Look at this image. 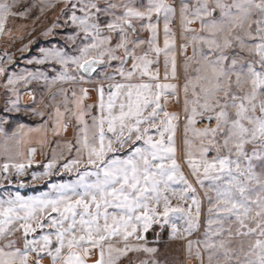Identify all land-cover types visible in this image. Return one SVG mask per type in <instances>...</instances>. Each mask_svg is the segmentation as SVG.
<instances>
[{
	"label": "snow or ice",
	"instance_id": "6c2138e0",
	"mask_svg": "<svg viewBox=\"0 0 264 264\" xmlns=\"http://www.w3.org/2000/svg\"><path fill=\"white\" fill-rule=\"evenodd\" d=\"M59 2L65 24L75 29L66 39L78 54L40 49L42 57L29 64L54 61L62 69L51 81L44 77L45 83H87L98 67L117 66L113 74L100 73L95 104H85L87 88H61L59 100L54 95L53 104H44L52 109L48 121L27 132L20 125L6 136V145L9 140L19 145L27 143L21 136L35 132L43 144L46 133L60 136L72 127L73 139L59 154L54 149L32 180L58 169L75 178L49 183V191L38 195L0 198V264H42L45 256L50 264H88L93 250L98 255L92 264H122L129 254L137 256L128 264H159L145 234L153 225L168 226L171 239L197 232L202 207L197 186L207 200V216L203 238L187 240V258L198 264H264V0ZM45 6L54 5L42 4L41 12ZM31 7L0 0V34H9V21L26 17ZM177 18L182 86L169 82L177 79ZM11 61L0 58L3 87L11 93L4 110L18 112L17 85L41 75H9L5 65ZM181 96L184 163L194 183L177 160L181 114L168 110ZM65 150L75 156L66 157ZM35 151L27 150L25 164L17 162L24 155L17 148L0 172L24 176ZM140 253L149 259H140Z\"/></svg>",
	"mask_w": 264,
	"mask_h": 264
},
{
	"label": "rangeland",
	"instance_id": "374dc122",
	"mask_svg": "<svg viewBox=\"0 0 264 264\" xmlns=\"http://www.w3.org/2000/svg\"><path fill=\"white\" fill-rule=\"evenodd\" d=\"M22 3L25 5H35V7H31L28 15L24 18H16L14 20H10L7 24V28L9 30V34H0V58H3L4 61H7V56H11V63H7L5 66H26L28 70L34 74L41 75L44 79L45 76L53 79L60 71H62L61 66L54 61H46L42 64H36L35 62L29 64V60H34L35 58H41L42 54L40 49H52L58 48L62 49L68 55H76L78 54L76 51V46L72 45L66 37L69 34L74 33L75 29L70 24H65V17L61 14V8L63 4L59 2V0H22ZM51 3L54 5L53 7H44V11L41 12L40 7L42 4L47 5ZM54 23H58L61 25L60 27H53ZM193 27H198V25H193ZM174 30L177 33V41H176V60H177V79L173 83H177L178 85L183 84L184 82V56L181 55L180 52V39H179V20L175 21L173 25ZM48 29H52L51 34L44 35ZM160 40H163V21L160 22ZM143 38H147V33H141ZM79 43V40H78ZM24 49L23 51H21ZM7 53V56L5 55ZM187 55H191V48L189 47L186 50ZM161 61L163 62V56H161ZM26 61V62H25ZM116 62H113V65ZM105 67H100L97 71L105 70ZM109 74V73H108ZM38 79V80H40ZM35 81L36 87L42 86L37 79H33ZM63 81H57L58 85H63L70 89V84L62 83ZM44 84V82H43ZM56 84V83H55ZM53 85V84H52ZM183 100L181 96V100L179 103L172 101L168 105L169 111L179 112L181 114L180 125L177 130L176 135V145H177V160L181 164V167L185 174L188 176L189 180L193 181V177L190 175L187 164L184 163L183 156ZM202 127L203 125H198ZM74 143V140H73ZM64 145V144H63ZM51 149V148H50ZM50 149H47L42 154L41 160L38 164L30 165L26 168V174L24 176L17 177L14 173L9 175L3 172H0V198H3L6 193H19L22 196H32L38 195L42 192L49 191L48 184L49 183H59L64 181H71L75 178V173L69 172H61L59 169L50 177H44L42 180H32L33 173H41L44 171L43 165L46 164L52 158V152ZM63 149V147H62ZM124 153L121 152V155ZM8 156V155H7ZM15 156V154L13 155ZM65 156H75V152L73 151L69 154L65 150ZM7 158L3 157L0 160V163L3 164L6 162ZM20 158H17V162H20ZM62 163V161L60 162ZM7 176V179L4 177ZM11 180L12 183H9L8 180ZM197 191L201 197L202 207H201V228L194 232L191 236L187 237L183 240L171 239L170 231L171 229L168 226H165L163 229L158 226V230L156 231L155 227L149 229V235L147 236L148 241L150 243H158L159 246V256L164 257L167 256L168 264H183L184 256L187 255L186 249H184V243L187 244V240H197L202 239V233L204 230V223L207 216V208L208 203L202 191H200L197 186ZM154 226V225H153ZM159 233V236L157 235ZM172 244V248L168 244ZM22 246V242L21 245ZM166 254L164 250H167ZM186 252V253H185ZM140 259H145L144 253L138 254ZM137 256V254H135ZM195 262L198 261L195 259Z\"/></svg>",
	"mask_w": 264,
	"mask_h": 264
},
{
	"label": "crops",
	"instance_id": "0c3cea01",
	"mask_svg": "<svg viewBox=\"0 0 264 264\" xmlns=\"http://www.w3.org/2000/svg\"><path fill=\"white\" fill-rule=\"evenodd\" d=\"M160 45L163 46V40H160ZM26 62V61H25ZM117 66V63L112 65V68L105 67V70L103 71H97L96 73H93L90 82H79L77 84H71L69 82H62L66 84H70L71 88H75L77 92H79V88H87L89 91V96L85 100V104H95L97 101V93L95 91L96 82L98 80L103 79V77L100 75L101 72L107 71L109 74H113V69ZM8 74L12 73H27L30 72L28 70V67L26 66H8L7 67ZM160 72H161V78L163 77V62L160 59ZM48 81H51L50 77L45 76ZM115 79L117 81L120 80V77L118 75L115 76ZM43 81L37 80L42 84V86L36 87L35 81L32 80L30 84L24 85V84H18L17 88L20 93V101H19V107L20 111H11L6 112L5 105L6 101L11 97V93L8 92L4 87L3 84L6 81V77L0 76V121L6 120V123H0V128H3V133L0 134V160L4 157L7 158V155H14L16 153L17 148L20 152H22L24 155L23 157H19L21 160L20 162H24L25 164L28 163L27 160V150L29 148L36 149L35 153L31 157V164L35 165L38 164V162L42 158V154L47 149H50L53 153V150L55 149L57 154L62 150L63 144L67 140H72L74 136V131L72 127H69L67 131L63 132L60 136H54L51 132L46 133V135L43 137L45 142L43 144L37 142L41 139L40 134L31 132L28 133L27 136H21V140H26L27 143H20L19 145H16L15 141L9 140L7 145L5 143L6 136L11 137L13 132H16L19 129L20 125H24V132H27L28 129H34L39 127L40 125L44 124L46 121H48V114L52 111L51 107L44 108V104H53V96L55 95V99L59 100L61 97L59 95V91L61 88L67 89V87L63 85L56 84L49 85L45 83V80L42 78ZM44 82V84H43ZM169 82H175V81H169ZM106 86V85H105ZM31 93V95H29ZM32 109H36L37 111H44L45 115L43 117L33 114ZM95 114V113H94ZM73 124H75V121H73ZM48 127H51V123L49 122ZM8 149L7 153L5 149ZM5 163V162H4ZM0 165H2L0 163ZM155 227V225L153 226ZM155 228H158L156 226ZM149 233V231L147 232ZM147 233L145 234L147 239V246L148 247H154L157 249V252L151 256L152 259H156L159 261V264H168L167 256L168 253L167 250H164L163 254L167 253V256H164L163 258L159 256V244L158 243H150L148 241L149 238H147ZM168 246H170V249L172 248V244L169 243ZM186 243H184V249H186ZM186 253V252H185ZM97 253L95 250H93V255L88 259V264H92V261H94L97 258ZM145 259H149V256L144 254ZM129 258H136L135 254H129ZM125 258L122 261V264H128V259ZM195 258L188 259L187 255L185 254L183 264H198L194 261ZM42 264H50V258L44 257Z\"/></svg>",
	"mask_w": 264,
	"mask_h": 264
},
{
	"label": "built area",
	"instance_id": "2783aa9c",
	"mask_svg": "<svg viewBox=\"0 0 264 264\" xmlns=\"http://www.w3.org/2000/svg\"><path fill=\"white\" fill-rule=\"evenodd\" d=\"M156 231H159L158 228H156Z\"/></svg>",
	"mask_w": 264,
	"mask_h": 264
},
{
	"label": "trees",
	"instance_id": "16d2710c",
	"mask_svg": "<svg viewBox=\"0 0 264 264\" xmlns=\"http://www.w3.org/2000/svg\"><path fill=\"white\" fill-rule=\"evenodd\" d=\"M149 235V233H147V236Z\"/></svg>",
	"mask_w": 264,
	"mask_h": 264
},
{
	"label": "water",
	"instance_id": "95a60500",
	"mask_svg": "<svg viewBox=\"0 0 264 264\" xmlns=\"http://www.w3.org/2000/svg\"><path fill=\"white\" fill-rule=\"evenodd\" d=\"M98 68H100V67H98Z\"/></svg>",
	"mask_w": 264,
	"mask_h": 264
}]
</instances>
